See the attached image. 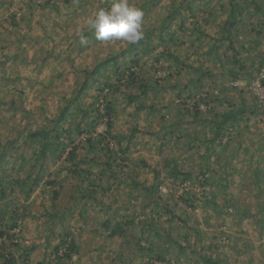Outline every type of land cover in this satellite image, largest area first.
<instances>
[{"label": "rangeland", "instance_id": "374dc122", "mask_svg": "<svg viewBox=\"0 0 264 264\" xmlns=\"http://www.w3.org/2000/svg\"><path fill=\"white\" fill-rule=\"evenodd\" d=\"M258 2L261 9L247 11L246 23L263 32L256 37L250 27L240 29L235 47L247 70L234 78L227 71L239 66L233 67L236 51L228 48L229 41L211 51L229 17L228 0H130L144 12L143 39L133 45L98 41L85 28L87 19L109 8L112 0H0V247L8 260L56 264L55 247L69 235L78 250L61 264H151L159 254L169 264H203L201 256L218 258L220 264H264V230L251 216L241 215L249 208L264 217V178L259 182L254 177L264 162V84L255 70L258 61L252 65L264 53V0ZM178 5L186 18L183 32L176 30L177 12L171 28L162 27ZM79 29H84L87 44L80 43ZM254 40L257 52L251 51ZM114 60L122 70H138L156 88L143 94L138 86H128L124 75L118 80ZM94 68L98 73L90 75L88 86L75 98L86 71ZM194 79L201 81L191 84ZM184 84L193 85L191 98L219 93L224 103L212 97L211 112L201 104L203 117L226 112L230 104L247 108L209 155L212 169L228 168L229 189L203 185L201 176L184 180L179 175L203 167L196 146L205 149V141L190 146L187 133L198 132L204 140L212 134L205 118L194 120L195 112L187 111V93L178 96ZM105 98L114 108L110 119L116 139H101L107 125L100 118L93 135L101 141L95 148L88 149L86 133L71 137L80 141L77 159H84L80 168L86 172H70L71 143L63 138L58 141L65 150L40 171L41 162L35 163L40 137L31 134L51 125L66 105L71 111L78 108L77 122L79 108L102 109ZM256 106V113L249 111ZM121 149H126L125 160L119 158L124 155ZM105 162L112 163L114 176ZM38 174L41 181H35ZM90 188L97 192L92 195ZM184 191L200 198L195 210L181 198ZM208 195L216 204L206 200ZM167 206L173 215L164 211ZM126 217L134 220L132 226L124 236L110 237L103 222H125ZM193 227L201 230L198 243ZM165 229L176 240L183 237L185 248L174 247L151 259L143 255L139 245L167 244ZM6 258L0 257V264H11Z\"/></svg>", "mask_w": 264, "mask_h": 264}, {"label": "trees", "instance_id": "16d2710c", "mask_svg": "<svg viewBox=\"0 0 264 264\" xmlns=\"http://www.w3.org/2000/svg\"><path fill=\"white\" fill-rule=\"evenodd\" d=\"M229 6H230V13H229V17L225 20L224 24H223V28H222V33L221 35L219 34V36H215V38L217 39L215 46L212 48L211 51H214L216 48H219L220 45L222 44L223 40H228L229 41V49H233V51H236V56H234V60H232L233 63V67L234 64L237 63L239 66V70H235L233 68H230L227 73L229 72L230 76L234 77V78H239L241 73H245V71L247 70V67L245 66V61L240 60L237 58V52L238 50L235 47V42L237 39H239L240 37V29L242 30H247L248 27L251 28V31L255 32L256 37H259L262 34V28L260 27H253L252 24H247L246 23V12L249 10H252L253 12L255 11H259L261 9L260 6V2H258V0H228ZM180 8H182V5H178L176 8V11L174 12L173 10L169 13V16H167L164 20H163V24L162 27L166 28V29H170L171 25L174 23L175 21V13H179L180 16V22L178 24V26L176 27V30L178 32H183L185 30H187V26L185 24L186 18L184 17L183 13L184 11L181 10L180 12ZM189 9V8H188ZM14 23L15 20H13ZM194 27L197 30L201 29V26L199 24V22H196L194 24ZM253 27V28H252ZM149 38V35L147 36ZM201 45V44H200ZM258 41L254 40L253 42H251V46L253 48H251V51L254 50L257 52L256 48L258 46ZM240 47V46H239ZM217 50V49H216ZM215 50V51H216ZM253 52V51H252ZM165 54V53H163ZM167 54V53H166ZM168 55L170 56V53H168ZM258 58V60L255 58L252 62V65H255L258 61V65L255 67V70L258 71L259 73L262 72V70L264 69V53L261 52V55ZM178 59V58H177ZM180 61V60H178ZM133 64L134 65H139V61L138 60H133ZM113 70H115V73H117L118 80L121 79V77L124 75V77H127L126 81L128 86H138L139 88H141V92L143 94H146L149 91V88H156L155 84H152L150 82V80L148 79V77H146L143 74H140L138 70H135L131 67L128 68L127 71L122 70V66L121 63L118 62L117 60L113 61ZM98 69L94 68L91 71H86V75L84 77V82L81 85V87L79 88V91H77V93L75 94V98L78 97L79 93H82L86 87L89 84V77L90 75L92 76L93 74L96 75L98 73ZM207 74H209V72H204L202 73V75L206 76ZM161 76V74H160ZM162 78H158V80H161ZM200 79H194L192 83L195 82V85H197V83H200ZM262 84H264V76L261 78ZM102 83V82H101ZM157 84H159L160 82H156ZM108 85V87H112V84H105ZM104 86V84H103ZM193 85H188V84H184L182 88H180L178 90V96L183 97V93H187V100L189 99V105L187 107V111L189 112H195L194 120H198L200 118H205L206 122L209 123V125L211 126V132L212 134H210V136L207 137V140H204V138H202L198 132L194 133V132H188L187 134L191 137V142L189 143V145H194V143L196 141H205V149H201L199 147L201 146H196L198 148L199 152V156L203 157L202 159V165L203 167H201V169L198 170L197 173L194 172H188V173H182L180 172L179 175H181L182 179L187 180V179H191V176L196 175V178L198 179L199 176H201V179H199L201 181V183L203 185H209L210 187H214L217 185H223L224 188L229 189L230 187V182H229V175H228V168L226 167L225 169L223 168L221 171L219 170H215L214 168L212 169L211 165V159L209 158L210 155V151L212 149V147H214V145H218L222 143L223 138L225 137V132L227 131L228 127H232L237 121H239V119L246 113L247 108L243 107V106H233L232 104H230V108L228 111H214L213 113H211L213 116H209V117H203L202 113L205 114L202 110V108H200L201 104H206V109L208 112H211L210 108L211 107V102H212V97L217 98V100H219V102H223V100L221 98H219V93L217 92H213V91H207L206 93H199L195 98H191L194 97L193 92L190 91V89ZM104 89V88H103ZM197 98V99H196ZM107 99H104V102H102L103 104V108L101 109L100 106L97 105V107L95 108H91V109H82L79 108V111L81 112V118L77 120H75L77 115V111L78 108L75 107V110H70V105H66L64 108H62L58 118L56 120H54L52 122L51 125H49L47 128H41L39 130H36L34 133L31 134L32 138H36V137H40L39 138V142H40V146L38 147V150H36V154H35V163L36 162H41V166H40V171H43L46 167V163L52 158L54 161V158L56 157V155H60L62 150H65V144L62 145L61 143H59L58 140L62 139L63 140H67L70 141V145L71 148L69 149L68 153H67V159L70 162V172L72 174L75 175H81L82 173L86 172L85 169L80 168V164L84 162V159H77L78 157V150L81 147L80 146V141L77 142V140H72V136H75L74 134H76V136L78 138L82 137V135L84 133H86V138H84L85 142L88 145V149L91 148H95L97 145V142H100L101 140H97L94 137V132L97 131V127L99 126V119L104 118L106 119V130L104 133H101V139L103 138H107V137H112L113 139H116V137L112 134V129H113V123L111 122V115L113 114L114 108L111 104V102H107ZM100 105V103H99ZM193 107V109H192ZM258 106L256 107H251L249 111H251L252 113H256ZM74 109V108H73ZM205 109V110H206ZM75 120V121H74ZM83 124V126H82ZM86 126V128H85ZM231 129V128H230ZM228 133V132H227ZM231 141H233L231 139ZM234 142V141H233ZM236 146L240 145L235 143ZM67 147V146H66ZM195 147V148H196ZM107 150L110 152V148L109 146H107ZM122 154L124 153L123 156H119V158L121 160H125V152L126 149H121ZM214 161V160H213ZM34 165V164H33ZM106 167H108L110 169V173H112V176H114V174H116L113 169L112 163H108L105 162ZM35 166V165H34ZM263 166V167H261ZM259 168H262V172H259V170H257L254 174V177H256V181L262 180L264 178V172H263V168H264V162H261L259 165ZM178 173V172H176ZM177 175V174H174ZM42 177L40 174H38V176H36L35 181H41ZM5 189H1V198H6L7 194L4 191ZM91 194L94 195L97 191L94 188H90ZM150 192L153 191V188L149 190ZM158 192H160L158 190ZM56 193H58L56 191ZM86 196V195H85ZM263 197V206H264V195ZM181 198L190 206L192 207V210H195L197 207V203L200 202V198L197 195H191V193H189L188 191H184L183 195L181 196ZM206 200L209 201L211 204H216L215 199H211V197L208 195L206 196ZM231 206H228V209ZM166 213H170V214H174L173 211L171 210V208H169L167 206V208H164ZM239 214V213H238ZM261 212L258 215H255L251 209L249 208H245V210H243L241 212L242 216H251V218L254 219L255 223L259 226L261 232L262 230H264V217L261 214ZM134 223L133 219H129L128 217H126L125 222L124 221H118L115 224H113L111 222V220L106 219L103 224H104V228L105 231L108 232L110 237H122L124 236V234L126 233V229L130 228V226H132V224ZM195 227H193L192 229L196 231V238L194 240V243H198L201 240V230L199 229H194ZM260 232V233H261ZM221 234H225V231L222 230L220 232ZM3 235V233H1ZM158 235V234H157ZM163 235H165V239L167 244L165 246H162L160 248H156V246L151 243L148 246H144V245H139V250L142 252L143 255L148 254L150 259L160 253V252H164L166 254H169L170 251L172 249H174V247H178L181 246L182 248H185L184 245V241H183V237L179 238V239H175L172 235L171 232L168 229H165L163 232ZM69 236V235H68ZM64 238L62 240L61 245L55 247V259H56V264H61V262H64L66 259H70L72 258L73 253L77 252L78 250V246L76 244V240L75 238ZM218 236H214V239H217ZM183 243V245H182ZM15 245H19V243H16ZM64 247V248H63ZM179 247V248H181ZM5 248L0 247V257H4L6 258V254L4 252ZM194 249H192L191 251H193ZM203 259V264H220V261L213 258L212 256H201ZM159 260L157 262H152L151 264H165L166 262L169 264L168 260L166 257L161 256L160 254L158 255ZM7 259V258H6ZM11 264H17L15 261V258H13L12 260H8ZM166 261V262H165ZM35 264H50V260H46V259H42V260H38ZM230 264V263H227ZM241 264H247V262H245L243 260V262H241Z\"/></svg>", "mask_w": 264, "mask_h": 264}, {"label": "clouds", "instance_id": "9594fccd", "mask_svg": "<svg viewBox=\"0 0 264 264\" xmlns=\"http://www.w3.org/2000/svg\"><path fill=\"white\" fill-rule=\"evenodd\" d=\"M143 19V10L130 0H112L109 8H101L87 19L85 28L93 32L98 41H123L133 45L143 39ZM76 35L81 44H87L84 29H79Z\"/></svg>", "mask_w": 264, "mask_h": 264}, {"label": "built area", "instance_id": "2783aa9c", "mask_svg": "<svg viewBox=\"0 0 264 264\" xmlns=\"http://www.w3.org/2000/svg\"><path fill=\"white\" fill-rule=\"evenodd\" d=\"M263 70H264V69H263ZM263 70H262V71H263ZM263 76H264V73L261 72L259 78H260V77H263ZM260 80H261V79H260Z\"/></svg>", "mask_w": 264, "mask_h": 264}]
</instances>
